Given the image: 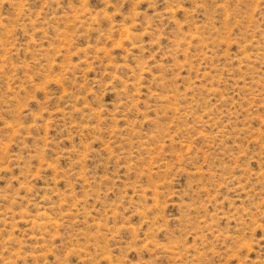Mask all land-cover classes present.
Wrapping results in <instances>:
<instances>
[{"label": "rangeland", "instance_id": "obj_1", "mask_svg": "<svg viewBox=\"0 0 264 264\" xmlns=\"http://www.w3.org/2000/svg\"><path fill=\"white\" fill-rule=\"evenodd\" d=\"M0 264H264V0H0Z\"/></svg>", "mask_w": 264, "mask_h": 264}]
</instances>
